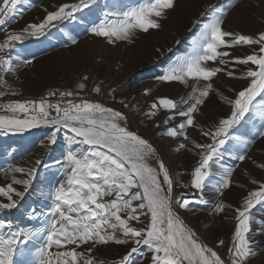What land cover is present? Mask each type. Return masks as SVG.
Returning <instances> with one entry per match:
<instances>
[{"label":"snow or ice","instance_id":"6c2138e0","mask_svg":"<svg viewBox=\"0 0 264 264\" xmlns=\"http://www.w3.org/2000/svg\"><path fill=\"white\" fill-rule=\"evenodd\" d=\"M95 2L75 0L63 3L57 10L47 12L39 23L29 24L19 32L3 29L5 36L0 41V54H3L0 55V71L8 72L13 68L10 52L18 42L44 36L50 28L75 19L76 13ZM22 3L24 0H0V26L15 19L18 5ZM174 7L175 0H145L126 10L106 13L104 19L90 27L89 31L95 36L105 37L109 43L129 40L136 30L146 33L150 29L161 28V19ZM210 10L212 18L203 24L200 39L194 43L192 53L178 59L159 77L161 81H178L185 85H189L190 80L194 81L187 99L182 101L186 107L177 113L183 119L176 127L167 130L168 136L183 135L186 140L185 130L198 126L195 114L214 91L212 81L217 74L225 73L230 78L248 81L246 86L235 92L234 98L221 94L220 98L230 105V114L220 118L213 128L202 130V135L210 138L211 143L194 145L202 152L199 164L192 173L190 187L201 192L211 180L212 165L218 163L221 149L232 138L233 130L257 109L258 98L259 103L264 104V31L255 37L225 31L222 27L224 12L211 9V6ZM72 42L76 43L75 40ZM237 45L257 46V50L226 60L230 53L220 49ZM209 62L218 65L231 63L233 70L209 66ZM25 63L31 64L32 61ZM237 65L246 67V71L239 76L235 72ZM83 79L87 80V77ZM0 83L6 84L2 76ZM78 86L85 88L83 83ZM94 91L99 93L101 88L96 86ZM7 94L0 91V97ZM56 95L62 100L55 104L45 98L0 104V109L6 113L0 115V130L5 134L24 132L39 125L51 126L54 130L48 136V142L56 144L61 129L71 133L66 137L71 147L64 156L63 177L50 193L53 202L48 208L47 242L39 249L36 264H97L91 255L93 248L110 242L133 244L115 264H135L134 254L144 255L141 246H146L151 252L150 264H247L248 259L255 255L251 223L255 221L253 209L264 205V182L253 180L258 187L249 191L242 206L235 209L236 224L226 261L213 248L199 241L173 208L172 180L168 169L162 160L157 167L151 166L150 160L155 157L156 149L147 139L129 130L124 113L86 99L74 102L70 97L77 94L72 91L48 93L49 97ZM161 106L177 109V103L167 97L158 98L151 109ZM149 115H155V111L150 110ZM259 135L264 137V131H260ZM245 158V155L236 157L240 161ZM35 163L39 165L41 160ZM259 167L264 168V164ZM36 171L35 167L11 166L6 169V174L11 175V182L0 185V197L6 198V202L0 200V210L17 208L29 191ZM15 173H23L27 178L18 179ZM220 175L222 179L214 190L223 195V191L231 185L232 170L223 168ZM13 185H22L23 191ZM207 202L201 197V203ZM176 203L179 208L187 209L191 201L182 193L176 198ZM224 207L222 202L217 203L213 211L222 212ZM141 217H150L145 227L136 228L130 224V221L143 223ZM260 223L264 224V220ZM4 227L11 228L10 222L0 220V228ZM35 235L24 228L0 235V264H18L15 258L23 255L18 252L20 239L29 240ZM88 244L91 247L87 248V254L77 251ZM219 244L222 246L224 241L220 240ZM53 246L66 250L52 252Z\"/></svg>","mask_w":264,"mask_h":264},{"label":"rangeland","instance_id":"374dc122","mask_svg":"<svg viewBox=\"0 0 264 264\" xmlns=\"http://www.w3.org/2000/svg\"><path fill=\"white\" fill-rule=\"evenodd\" d=\"M70 2L75 0H24L18 5L15 19L6 28L19 32L28 24L39 23L47 12ZM143 2L145 0H96L89 8L76 13L75 19L58 23L44 36L30 37L17 43L12 53L13 68L8 71V76L13 83L33 95L46 85H57L71 89L80 100L98 102L124 113L129 130L147 139L156 149L155 157L150 160L151 166L157 167L162 160L168 169L172 180L173 208L199 241L227 261L236 224L235 209L242 206L249 191L258 187L253 180L264 182V168L259 167L264 164V137L259 135L264 131V104H260L258 98L257 109L233 130L232 138L221 149L218 163L212 165L211 180L201 192L190 187L192 173L202 152L194 145L211 143L210 138L202 135V130L213 128L220 118L230 114V105L220 98L221 94L234 98L235 92L246 86L248 81L230 78L225 73L217 74L212 81L214 91L195 114L198 126L185 130L186 140L183 135L168 136L167 130L176 127L183 119L177 113L186 107L182 101L187 99L194 81L190 80L189 85H185L178 81H161L159 77L178 59L192 53L194 43L200 39L203 24L212 18L210 6L224 12L222 27L225 31L255 37L264 31V0H175V7L161 19V28L150 29L146 33L136 30L129 40L115 43H109L105 37L95 36L89 31L104 19L106 13L126 10ZM220 50L229 52L230 56L225 59L230 60L232 56L252 54L257 46L237 45ZM27 60L32 63H25ZM209 66L233 70L231 63L218 65L209 62ZM244 71L245 66L235 67L236 76ZM80 83L85 84L84 89L79 88ZM96 86L101 88L99 93L94 91ZM162 97L175 101L177 109L161 106L152 110L151 105ZM150 110L155 111V115H149ZM53 130L45 125L7 134L0 130V185L11 182V175L6 174V169L11 166L37 169L29 191L17 208L0 210V220L11 224V228H0V235L20 228L36 233L32 239H20L18 252L23 255L15 258L18 264H36L39 249L47 242L48 208L53 202L50 193L63 177L64 156L71 147L66 140L71 133L64 129L58 133L56 144H49L48 136ZM239 155L246 158L240 161L236 159ZM36 160H41V164L36 165ZM221 166L232 170L231 185L223 195L214 190L222 179ZM14 175L18 179L27 178L23 173ZM13 186L23 191L22 185ZM182 193L191 201L187 209L179 208L176 203V198ZM201 197L208 202L201 203ZM0 200L6 202V198L0 197ZM221 202L225 205L223 211L214 212L216 204ZM253 215L255 221L251 228L255 255L248 259L247 264H264V224L260 223L264 220V205H257ZM141 220L143 223L130 221V224L136 228L145 227L150 217H141ZM220 240L224 241L222 246ZM88 247L91 245H82L77 251L86 253ZM131 247L132 242L127 245L110 242L97 245L91 255L97 264H115ZM63 250L66 249H57L56 246L51 249L52 252ZM141 252L143 256L134 254L135 264H150L151 252L146 246H141Z\"/></svg>","mask_w":264,"mask_h":264},{"label":"built area","instance_id":"2783aa9c","mask_svg":"<svg viewBox=\"0 0 264 264\" xmlns=\"http://www.w3.org/2000/svg\"><path fill=\"white\" fill-rule=\"evenodd\" d=\"M7 26H8V24L4 25V26H0V41H2L4 39L5 32L3 29H5ZM26 26H24L23 28H25ZM27 39H29V38H27ZM27 39H25V40H27ZM18 43H21V42H18ZM12 53H13V49L10 52L11 57L13 55ZM0 55H3V54H0ZM0 76L3 77L4 81H6V84L0 83V91H5L8 93L7 95L0 97V104L8 102V101L39 100L41 98L48 99L51 103L55 104L57 102H60L62 100V98L59 95L49 97L48 96L49 91H56V92L72 91L71 89L63 88L62 86L46 85L42 88V90L39 91V93L37 95H33L32 93L28 92L27 90L21 89L19 86H17L15 83H13L9 79L8 72L0 71ZM72 92H74V91H72ZM12 93H15V94H12ZM70 98L73 99L74 102L80 101V97H78L77 95H74L73 97H70ZM0 113H5V112L2 109H0Z\"/></svg>","mask_w":264,"mask_h":264}]
</instances>
